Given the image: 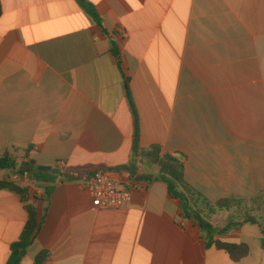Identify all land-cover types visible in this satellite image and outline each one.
I'll list each match as a JSON object with an SVG mask.
<instances>
[{
	"label": "crops",
	"instance_id": "obj_1",
	"mask_svg": "<svg viewBox=\"0 0 264 264\" xmlns=\"http://www.w3.org/2000/svg\"><path fill=\"white\" fill-rule=\"evenodd\" d=\"M86 1L102 27L78 0H1L0 157L10 153L16 168L0 170V181L28 189L40 225L21 264L43 251V264H264L259 225L217 237L250 246L232 261L152 180L157 167L116 171L133 200L111 210L93 206L89 177H63L131 161L128 78L142 149L184 154L186 182L205 203L259 196L264 0ZM32 163V173L18 172ZM39 173L55 181H37ZM231 212H216L212 224L224 227L218 221ZM27 220L21 197L0 190V264Z\"/></svg>",
	"mask_w": 264,
	"mask_h": 264
},
{
	"label": "trees",
	"instance_id": "obj_2",
	"mask_svg": "<svg viewBox=\"0 0 264 264\" xmlns=\"http://www.w3.org/2000/svg\"><path fill=\"white\" fill-rule=\"evenodd\" d=\"M79 4L86 10V12L94 19L99 25L103 26V19L96 11L93 4L88 3L86 0H78ZM2 15V5L0 0V17ZM126 97L129 104V108L133 118L134 127V139H133V155L128 165L114 169L115 171H128L135 174L136 168L139 163L157 167L158 173L152 180L162 181L168 186L169 194L171 197L180 200L181 209L184 217L187 219H194L199 225L201 233L207 242V246H215L220 251H225L229 254L230 258L234 262H240L250 254V246L247 243H230L224 242L217 237H224L231 231L240 230L246 224L259 225L262 228V248L264 249V226L261 224L260 219L263 215H254L255 212H262L264 210V191L257 197L249 200L240 198H229L222 200L215 204L205 203L203 198L194 191L185 179V164L187 157L179 152L174 154H162V150L159 146H152L148 149H142L140 147V124L137 107L135 105L130 87L129 79L125 78ZM16 168L13 156L10 153L4 154L0 157V170L14 169ZM106 169L103 167L97 168L86 174H75L72 172H66L63 177L69 181H77L86 177L92 176L97 170ZM33 170L23 171V168L18 172L21 174L32 173ZM35 179L40 182L53 183L55 178H49L45 176V173L36 174ZM147 178V177H141ZM0 190H8L16 193L21 197L25 210L28 214V220L25 228L21 234L20 239L11 246V255L7 264H21L24 257L27 255L28 250L34 244L37 233L39 231L38 209L36 205L27 199L28 189L24 188L14 182L0 181ZM50 190H47V194L50 195ZM252 203L250 209L245 208L243 214V220H238L236 213L241 209V205L244 203ZM208 205L210 213L216 212H231L232 217L227 224L222 227H216L211 222V216L206 218L202 214L203 206ZM246 211H251L253 215H245ZM241 214V216H242ZM235 217H234V216ZM49 257L47 251L41 252L36 258V264H43Z\"/></svg>",
	"mask_w": 264,
	"mask_h": 264
},
{
	"label": "built area",
	"instance_id": "obj_3",
	"mask_svg": "<svg viewBox=\"0 0 264 264\" xmlns=\"http://www.w3.org/2000/svg\"><path fill=\"white\" fill-rule=\"evenodd\" d=\"M120 185L118 173L107 168L97 170L83 181V186L92 198L93 206L99 210L123 208L132 203V192L122 190Z\"/></svg>",
	"mask_w": 264,
	"mask_h": 264
},
{
	"label": "rangeland",
	"instance_id": "obj_4",
	"mask_svg": "<svg viewBox=\"0 0 264 264\" xmlns=\"http://www.w3.org/2000/svg\"><path fill=\"white\" fill-rule=\"evenodd\" d=\"M20 159H24V155H22L21 157H20ZM20 169V168H19ZM40 195H37V197H39ZM27 199L30 201V202H32L31 201V198H29V194L27 195ZM251 206H252V203H244V204H242L241 205V209H239V212L238 213H236L237 215V217H239V219L238 220H243V214H242V212H244V210H245V208H247V209H250L251 208ZM202 214H203V216L204 217H206V218H209V216H211V221H212V218L214 217V215L213 214H208L207 215V213H206V211H204V210H202ZM241 214H242V216H241ZM245 215H253V213L251 212V211H246L245 213H244ZM259 214H261V215H263V218L262 219H260V222H261V224L264 226V210L262 211V212H255L254 213V215H259ZM234 216V215H233ZM231 217H232V213H231V215L229 214V215H224V216H222V217H220V220L218 221V223L219 224H222V225H226L227 224V222L231 219ZM235 217V216H234ZM256 228V230H258V228L257 227H255Z\"/></svg>",
	"mask_w": 264,
	"mask_h": 264
},
{
	"label": "water",
	"instance_id": "obj_5",
	"mask_svg": "<svg viewBox=\"0 0 264 264\" xmlns=\"http://www.w3.org/2000/svg\"><path fill=\"white\" fill-rule=\"evenodd\" d=\"M33 168V163L30 164L28 167L23 168V171L31 170Z\"/></svg>",
	"mask_w": 264,
	"mask_h": 264
}]
</instances>
